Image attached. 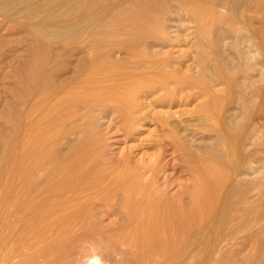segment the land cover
Instances as JSON below:
<instances>
[{
	"label": "rangeland",
	"instance_id": "obj_1",
	"mask_svg": "<svg viewBox=\"0 0 264 264\" xmlns=\"http://www.w3.org/2000/svg\"><path fill=\"white\" fill-rule=\"evenodd\" d=\"M138 2L143 5L140 6ZM189 2L199 7L201 5L203 9L206 25L201 29L187 10ZM142 8L150 9L152 15H155V29L150 33L140 32L136 28L135 21H139L142 17L140 14L144 13ZM0 39H58L60 46L71 45V42H75L74 39H81L84 41L82 44L96 54H92L94 58L108 64L105 66L109 71L122 70L129 75L138 72L151 75L152 71L151 76L155 78L164 74L162 76L166 79L163 85L135 96V106L137 103L138 106L132 116L136 119L137 113V117L141 115V119L138 123L135 120L127 125L128 129L111 104L99 106V109L95 103H91V106L84 104L83 107L81 102H78L79 106L78 103L68 105L65 100L63 107L71 113L76 110L77 115L74 113L73 117L77 119L72 118L73 121L66 118V121H62L60 133L62 131L64 135L60 137L61 143H64L65 136L70 135L80 149V145H84L83 138L88 139L90 136L85 141V148L81 146L83 149L79 150L74 145L70 164H73L72 161L75 164V161H79L90 150V160L105 166L103 172L106 174L121 169L124 163L121 165L122 162L119 161L122 157H127L136 167L137 161L145 158L143 156L153 154L155 148L150 144L153 140L162 138L158 136L161 130L163 138L180 143L176 144L177 149H183L184 155L189 152L187 157L184 156L187 162H191V158H199L197 161L203 160V157L212 159L223 177L217 191L219 195L216 192L213 200L216 196L217 199L210 208L211 213L207 214L209 217L202 216L200 219L203 221L200 223L197 222L200 219L193 217L197 224H194L192 218V224H187L192 226L186 228L189 231L180 229L178 233L175 232L179 239L174 236L170 240V249L155 247V250L136 244L121 245L119 242L122 241V236L129 240L131 236H127V230H114L116 223L118 222L117 227L123 221L114 215L106 216L100 201L86 206L92 208L87 209L90 214L81 215V218L84 216L83 220L75 219L81 222L78 224L75 221L73 224L77 223L76 227L72 228L74 225H70L63 227L66 230L60 228V231L57 229L52 234L44 233L40 228V217L35 216L38 215L37 212L27 210L20 198L16 199L20 204L18 206L15 199L7 196L10 191L21 195L24 189L21 186L13 189L0 186V264H264V162L259 161L264 133L258 129L255 115L261 105L257 92L259 88L264 89V0H0ZM130 49L133 55L129 54ZM201 54L204 58L199 57ZM147 60L154 70L147 65ZM162 69L164 73H159ZM205 86L209 87L207 92L213 90L212 95L215 94L214 98H218V120L207 118L200 112L204 99L209 100L203 97L206 90L201 87ZM164 119L168 120L165 124ZM172 136L174 137L171 138ZM228 136L234 138L232 141L235 140V144ZM227 145H232L229 146L231 152L227 150ZM228 151L230 154L233 152V156L230 157ZM170 152H167L166 159H171ZM76 154L79 159L75 157ZM129 162L127 161L125 168L128 171L132 168L129 173L134 177L136 170L131 173L134 168ZM172 162H175L174 159L166 170L168 174L175 172ZM64 164L63 162L62 165ZM67 164L60 168V172L64 173L58 176L63 182L57 178L62 184L56 179L53 186L65 183L62 176L69 170L70 164ZM128 165L131 166L130 169ZM62 168L65 170H61ZM187 177L189 175H184L182 181ZM134 180L136 182V177ZM176 186L178 188V184H174L171 191H176ZM216 200L219 201L217 206ZM11 205H17V213L24 206L22 213L18 214L21 216L16 214V218H13V228L7 226L9 221L5 217V209ZM86 217L89 219H86L88 223ZM115 218L118 221L114 224ZM26 221L25 228L22 224ZM29 221H33V224ZM79 225L82 229H79ZM86 226H89L88 231L93 228L92 232L85 231ZM8 227L12 228L11 232L7 231L10 230ZM37 229L42 231L37 232ZM67 231L74 234H67ZM33 233H37L38 239ZM38 235L44 239H40ZM55 237L61 242L57 241L56 244ZM49 238L52 243L54 241V245L49 242ZM172 241L176 242L173 244ZM19 254L23 256L20 257Z\"/></svg>",
	"mask_w": 264,
	"mask_h": 264
},
{
	"label": "bare ground",
	"instance_id": "obj_2",
	"mask_svg": "<svg viewBox=\"0 0 264 264\" xmlns=\"http://www.w3.org/2000/svg\"><path fill=\"white\" fill-rule=\"evenodd\" d=\"M190 3L191 2L187 4ZM194 4L195 3L190 4L189 6L187 5V10L192 14V17L197 21L198 26L201 29L206 25L203 18V9L201 5L199 7ZM147 8H142L144 13L142 12L143 15L140 14V16H142L141 19L139 17L140 20L135 21V23L136 28L141 30L140 32L150 33L155 29V15L153 16V13L150 12L151 10H148ZM135 23L133 21V24ZM143 35L146 36L145 34ZM74 40L75 42H71V45L64 44L60 46L58 39H0V186H6L10 189L21 186L24 189L21 195L10 191L7 196L10 199L15 200L20 198L22 204L27 210L29 209L30 211L33 210L32 212H37L38 215L35 214V216L40 217L38 218L41 219L40 228L43 230L37 229V232L42 231L44 233L49 232L52 234V232H55L57 229L60 231V228H62L61 230H66L63 227L74 225L76 221L75 219H80L81 215L85 216V214L88 213L87 209L89 208H86V206L94 201H100L101 207L104 208L106 216L114 215L117 219L119 217V219L121 218L123 221V224H121V222V225L116 227V225H118V220L116 221L115 218L114 224L117 223L115 225L116 229L114 230H122V232L127 230L129 232H127V234H129L127 236H131L129 237L131 238L130 240L128 238L124 239L125 237L122 236V241H118L121 245L130 246L136 244V246H146L150 250H153L155 247H162L164 249L168 248L169 244H171L170 240H172L174 236H177L175 232L180 229L181 231L186 229L188 226L187 224L190 223V219L194 217L197 220L202 218V216L205 218L207 214L211 213L210 208L215 202L214 200L217 199L216 196L213 200L214 195L220 189L223 182L219 167L212 159H204V157L203 160L200 161H197L199 158H191V162H187L184 156L187 157L189 152L187 151V153L185 151L187 154L185 153L186 155H184V150L182 148L183 151L177 149L176 144L179 142L173 143L174 141L171 142V139L168 141L166 136V138H163L164 136L162 135L164 134L163 132H160L161 130H159L158 136H161L162 138L153 140L151 144L149 143L151 147L155 148L153 154H149L148 157L147 154L146 156H143L145 158H142L140 162L137 161L135 165L136 167L127 160V157H122L121 161H119L122 162L121 165L124 163L122 167L119 165L121 169L118 167L120 170H114L107 172L106 174L105 171L103 172V167L105 166H101L100 163V165H98V163L96 164V162L90 160V150L86 154H84V152V155L81 158L76 154L75 157L77 156L78 158H76H80V160L75 161V164L72 161L73 164H70L71 160L69 161V159L73 153L74 143L76 142L71 138L72 136L67 135L65 136L64 143H61L62 140L60 141V137L64 134L62 131L60 133V125L66 118L71 120L75 118L77 119V117H73L74 113L77 111H73L74 113L67 111L66 108L63 107V103L68 101V105H77L78 102H81L83 103V107L84 104L90 105L91 103L97 104L98 107L111 104L110 106L113 107L115 112L118 113L117 115L122 118L123 125L127 128V125L131 124L133 121L135 122L136 120L138 123L141 119V115L140 117H137V113L136 119L132 116L135 107L137 109L138 106V103L135 106V96H137L138 93H146L152 88L163 85L166 79L162 76L164 74L156 76V78L152 77V71L150 72L152 76L150 74L139 73L138 71V73L134 72L136 73L134 75H129L122 70H114L113 68L111 72L106 69V63L104 64V62L98 61L96 59L97 57L94 58L96 54L91 53L89 49L85 47V44H82L84 41L81 39ZM136 40L138 43V39ZM87 44L88 43H86V46ZM130 50L129 54L132 52V49ZM130 55L133 54L131 53ZM199 57L204 58V55L201 54ZM161 60L162 57L158 60L159 64L161 63ZM167 60L168 59H166V61ZM139 61H141V58ZM131 62L133 63V61ZM148 62L147 65H150V67L153 68V65L151 66L150 62ZM106 65L108 66V64ZM93 69L98 71L96 72ZM154 69L155 68H153V70ZM140 70H142V68ZM158 72L162 73L163 69L161 72ZM147 73H149L148 70ZM195 81H198V79ZM205 82L206 81H203V83ZM162 88L164 89V87ZM201 88L204 91L206 90V92H203L205 93L203 97H206L209 100L207 101V99H204L205 102L203 108H201V105L199 107V109L201 108L200 112L204 113L207 118L212 117L213 120H218L216 116L219 114V112L217 114L218 98H214V93V95H212L213 90H210L211 94L210 92H207L209 87L206 88L205 86L204 88ZM259 89L257 97L260 99L261 105H259L260 109H257L258 112L255 115L257 117L258 129L264 133V89ZM165 91H168L167 88ZM65 100L66 102H64ZM64 106L67 105L64 104ZM77 106H79V103ZM143 112L145 113V111ZM81 115L78 114V116ZM144 116H146V114ZM165 121L166 120L164 119L163 124L167 123L168 120ZM161 127H163V125ZM169 132L171 133V130ZM173 137L174 136L171 138ZM88 139L83 138L82 141ZM233 139L234 138L232 137L229 138L231 141ZM226 140H228L227 137ZM85 141L84 145L87 142ZM231 141L229 143H231ZM234 141L232 142L235 144ZM79 143H81V141ZM84 145H80V149H83L82 147L85 148ZM229 146L227 147L228 149H226L231 152ZM76 147L78 146L75 145V148ZM230 147H232V145ZM167 152H170L169 155L171 156V159H166L168 155ZM232 154L234 153L232 152L230 157ZM260 154L261 159L259 161L264 162V145H262ZM175 157L177 160H175ZM173 159L175 161L174 163L172 162L175 172L168 174L166 173V170L170 168V162L173 161ZM127 161L134 168L131 173H134V170H136V176L134 175V177H136V182L133 175L131 174L132 176H130L129 173L132 171L131 166L128 165V168L129 166L131 168H129L130 171H128L127 167L125 168ZM63 162L65 164L68 163L67 165L70 164L68 166L69 170L66 169L67 171L62 176L65 183L63 185H58L57 183L58 186H53V183L59 178L58 176H61V174L64 173V171L60 172V168L65 166V164L62 165ZM63 168L61 170H65ZM178 170L180 171L178 172ZM186 174L189 175V177L182 181V177ZM59 180L57 179V182L62 181ZM62 182L60 183L62 184ZM174 184H178V188L176 186L177 190L171 191L173 190ZM217 202L219 201L216 200V206L218 205ZM9 204L10 202L8 205ZM18 204L19 201H17V205ZM12 205L8 206V208L6 206L7 209H5V217H7L8 220L5 219L9 221V224H7L8 222L5 220V224L10 227L13 226H11L13 218L16 214L17 216L18 214H21V211H23L24 208V206L21 205L23 206L22 210H20L21 213H17V205L16 207H13ZM24 213L23 215L26 219V212ZM89 214L90 213H88V215ZM20 216L21 215L18 217ZM31 216L29 215V217ZM84 216L81 218L82 220L84 219ZM207 217H209V215ZM87 218L88 217H86L85 220ZM33 219L36 221L35 217ZM87 220L86 222L88 223ZM27 221L22 224L23 227ZM201 221L203 220L200 219L197 222L200 223ZM76 222H78V220ZM197 222L194 221V224H197ZM29 223L31 222L29 221ZM15 224L17 225V223ZM31 224H33V221ZM76 225L71 227H76ZM89 225L92 227V224ZM79 226V229H82V226ZM190 226H188V228H190ZM87 227L89 226H86V228L83 227L84 230H87ZM196 227H198V225ZM12 228H9L10 230L7 231L11 232ZM28 228H31V226ZM76 229H78V227ZM92 229L93 228H91L90 231ZM90 231L87 230V232ZM69 232L71 233V231ZM69 232L67 234H69ZM72 233L74 234V232ZM36 234L37 233H33L35 237ZM43 237L40 236L39 238L41 239ZM135 237L136 240L134 241ZM44 238H47L46 235ZM56 238L58 237H55V240L52 238V240L56 241L57 244L58 239L56 240ZM36 239L38 238L36 237ZM50 239L51 238H49V242L52 243ZM54 241L52 243L53 245ZM175 242H173V244ZM171 246L172 245H170L168 249H170ZM24 252L25 250L22 253Z\"/></svg>",
	"mask_w": 264,
	"mask_h": 264
}]
</instances>
